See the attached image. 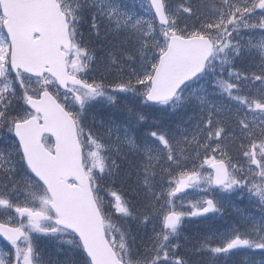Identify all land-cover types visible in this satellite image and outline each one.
I'll use <instances>...</instances> for the list:
<instances>
[{"label": "snow or ice", "instance_id": "1", "mask_svg": "<svg viewBox=\"0 0 264 264\" xmlns=\"http://www.w3.org/2000/svg\"><path fill=\"white\" fill-rule=\"evenodd\" d=\"M0 217V264H264V0H0Z\"/></svg>", "mask_w": 264, "mask_h": 264}, {"label": "trees", "instance_id": "2", "mask_svg": "<svg viewBox=\"0 0 264 264\" xmlns=\"http://www.w3.org/2000/svg\"><path fill=\"white\" fill-rule=\"evenodd\" d=\"M241 208L245 207L246 204H240L239 205ZM229 213H231V209L228 210ZM5 217H0V219H4ZM197 220H199V218H196ZM218 224H222L223 221H217ZM185 231L186 232H191L192 231V226L191 224H188L186 225V228H185ZM43 246V245H42ZM10 249V245L6 244L5 242H3L1 239H0V251L2 252H8ZM256 259H259V256L255 257ZM241 260H243V256L240 257Z\"/></svg>", "mask_w": 264, "mask_h": 264}, {"label": "rangeland", "instance_id": "3", "mask_svg": "<svg viewBox=\"0 0 264 264\" xmlns=\"http://www.w3.org/2000/svg\"><path fill=\"white\" fill-rule=\"evenodd\" d=\"M188 198H190V199H196L197 196L195 195V192L194 191H190V194H189V197ZM178 203H179V201H178Z\"/></svg>", "mask_w": 264, "mask_h": 264}, {"label": "water", "instance_id": "4", "mask_svg": "<svg viewBox=\"0 0 264 264\" xmlns=\"http://www.w3.org/2000/svg\"><path fill=\"white\" fill-rule=\"evenodd\" d=\"M0 238H1L4 242H6V243L8 244V242H7L6 240H4V238H3L2 236H0Z\"/></svg>", "mask_w": 264, "mask_h": 264}]
</instances>
